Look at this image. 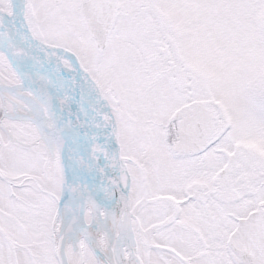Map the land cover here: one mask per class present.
<instances>
[{
  "label": "snow or ice",
  "instance_id": "6c2138e0",
  "mask_svg": "<svg viewBox=\"0 0 264 264\" xmlns=\"http://www.w3.org/2000/svg\"><path fill=\"white\" fill-rule=\"evenodd\" d=\"M0 264H264V0H0Z\"/></svg>",
  "mask_w": 264,
  "mask_h": 264
}]
</instances>
